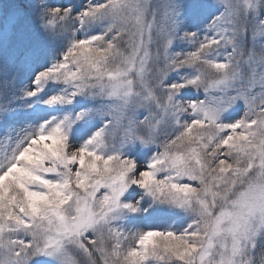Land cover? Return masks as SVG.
<instances>
[{
	"label": "snow or ice",
	"instance_id": "snow-or-ice-1",
	"mask_svg": "<svg viewBox=\"0 0 264 264\" xmlns=\"http://www.w3.org/2000/svg\"><path fill=\"white\" fill-rule=\"evenodd\" d=\"M0 126V264H264V0H10Z\"/></svg>",
	"mask_w": 264,
	"mask_h": 264
},
{
	"label": "rangeland",
	"instance_id": "rangeland-1",
	"mask_svg": "<svg viewBox=\"0 0 264 264\" xmlns=\"http://www.w3.org/2000/svg\"><path fill=\"white\" fill-rule=\"evenodd\" d=\"M3 126H0V134H2L3 133ZM169 223H171L172 221H168ZM129 227L130 228H132V227H139V222H137L135 225H132V224H130L129 225Z\"/></svg>",
	"mask_w": 264,
	"mask_h": 264
},
{
	"label": "trees",
	"instance_id": "trees-1",
	"mask_svg": "<svg viewBox=\"0 0 264 264\" xmlns=\"http://www.w3.org/2000/svg\"><path fill=\"white\" fill-rule=\"evenodd\" d=\"M75 2L79 3L80 0H75ZM8 3H10V0H0V5H7Z\"/></svg>",
	"mask_w": 264,
	"mask_h": 264
}]
</instances>
